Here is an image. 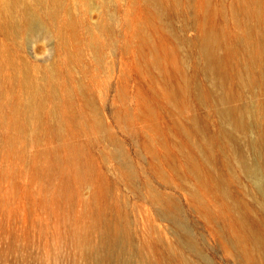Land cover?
Instances as JSON below:
<instances>
[{
  "label": "rangeland",
  "instance_id": "1",
  "mask_svg": "<svg viewBox=\"0 0 264 264\" xmlns=\"http://www.w3.org/2000/svg\"><path fill=\"white\" fill-rule=\"evenodd\" d=\"M113 1L118 19L113 33L116 44L113 46L110 37L105 35L103 61L97 62L92 53L85 52L81 64L62 66L64 84L57 86L61 92L66 87L73 90V110L78 114L85 107V99L77 82L88 85L106 131L78 132L72 127L60 139L45 136L32 139L15 129L0 128V264H96L95 257L85 253L75 237L86 231L92 244L98 242V230H93L92 222L100 208L108 218L121 215L128 226L132 249L130 264H246L229 246L231 232L224 220L219 196L203 192L202 202L196 201L188 189L190 185L196 186L194 178L174 170L176 164L183 163L176 150L179 145L177 126L184 125L189 137H180L181 142L190 151L193 149L203 168H214L216 177L222 176L227 181L233 198L245 204L243 211L248 225L263 234L264 202L258 196L254 181L238 170L233 171L232 178L226 168H237V155L233 152H243L251 162L264 158V135L260 136L257 129L241 135L240 140L231 144L227 155L218 143L209 156L196 144L193 147L194 140L218 134L213 109L200 103L195 92V88L206 85V81L203 74L195 70L191 58L196 56V49L190 43L197 35L191 28L196 16L191 9L193 5L184 4L180 14L170 10L158 20L159 14L144 0ZM198 1L201 0L192 3ZM231 1L226 0L224 6L228 8ZM100 19L99 11L89 15L80 29L81 36L85 38L89 25ZM201 20L204 21L203 16ZM215 20L216 24H222L217 16ZM138 28L160 54L167 48H177L179 58L173 61L170 57L168 70L173 84L181 82L187 88L185 106L181 110L168 104L158 93L159 88L152 78L157 81L160 78L148 69L143 53L138 50L139 40L135 38ZM127 44L131 48L125 51ZM0 46L7 48L17 63H27L36 77L42 75L51 61L61 62L64 56L58 42L41 37L24 36L13 40L0 34ZM149 51L148 47L144 48L145 54ZM177 62L183 64L180 70L176 68ZM6 73H11L9 68ZM11 89L8 85L7 90ZM145 102L151 110L149 118ZM51 104L52 101L48 106ZM121 111L132 115L130 123L116 120V114ZM154 124L159 128L157 134L150 129ZM110 135L118 140L131 162L135 170L133 181L123 176L122 163L112 156L114 146ZM148 139L153 140L154 151L145 147ZM252 140L255 145H250ZM71 145L84 150L83 160L99 174L96 182L91 183L89 178L83 183L70 180L64 148ZM53 164L57 165L53 167ZM257 165L260 170L264 168L262 162ZM58 168L65 169V173H60ZM39 169H43V174L37 177L35 171ZM262 180L264 192V176ZM66 181L69 196H62L59 187ZM148 189L173 200L177 222L160 216L158 208L146 195ZM188 240H193L195 247L192 248ZM126 261L117 257L103 264H127Z\"/></svg>",
  "mask_w": 264,
  "mask_h": 264
},
{
  "label": "bare ground",
  "instance_id": "2",
  "mask_svg": "<svg viewBox=\"0 0 264 264\" xmlns=\"http://www.w3.org/2000/svg\"><path fill=\"white\" fill-rule=\"evenodd\" d=\"M144 1L159 14L158 20L170 10L180 14L184 4L194 7L191 9L196 16L191 28L197 35L190 45L196 49V56L191 58L195 70L200 71L206 81V85H198L195 92L200 103L213 109L218 122V134L204 137L201 141L194 140L193 147L196 144L209 156L213 146L218 143L227 155L231 144L240 140L241 135L254 129H257L260 136L264 135V0H232L228 8L224 6L226 0H201L196 3H192L193 0H185V3L183 0ZM114 8L113 0H0V34L13 40L24 36L28 39L41 37L55 40L64 50L61 62L51 61L42 75L36 77L27 63H17L12 53L0 46V128L8 131L15 129L20 135L26 133L32 139H40L42 136L60 139L72 127L78 132L106 131L88 85L82 81L77 82L85 99V107L78 114L73 110V90L66 87L61 92L57 86L64 84L61 80L62 66L81 64L85 52L92 53L97 62L103 61L105 45L102 39L105 35L110 37L113 46L116 44L113 33L118 19ZM96 11L101 13V19L89 25L87 36L83 38L80 29L87 17ZM202 16L204 21L201 20ZM216 16L221 19L222 24L215 23ZM124 20L128 22V17ZM135 33V38L139 40L138 50L140 54L143 53L146 66L160 78V81L152 78L159 88L158 93L168 104L181 110L185 106L187 88L181 82L173 84L168 70L170 57L173 61L179 58L177 48H167L160 54L140 28ZM146 47L150 49L148 54L144 52ZM130 48L127 44L124 50L128 51ZM182 65L177 62L176 68L180 70ZM7 68L10 69V74L6 73ZM8 85L11 90H7ZM51 101V106H48ZM144 106L148 118L151 117V110L146 102ZM115 117L119 122L132 121V115L128 111L118 112ZM183 126H177L179 145L176 149L182 156L183 163L176 164L174 170L194 178L196 186L190 185L188 189L196 201L202 202L203 192L219 196L223 217L231 232L229 246L246 264H264V234L254 231L248 225L243 211L245 204L233 198L227 189V181L222 176L217 178L214 168H203L197 156L192 153L193 149L190 151L181 142L180 137L189 138ZM150 129L156 134L159 131L155 124ZM109 140L114 146L112 156L122 163L123 176L133 181L135 170L123 147L111 135ZM152 141L148 139L145 147L154 151ZM250 145H255V141L252 140ZM64 149L70 165L67 168L70 180L83 183L89 178L91 183L96 182L99 174L83 160L84 150L73 145ZM233 155H237V168L226 170L230 171L232 178L234 170L250 177L258 196L264 202V168L260 170L257 165L262 162L264 166V158L251 162L243 152H233ZM226 163L229 165L230 157ZM57 170L65 173L63 168ZM35 172L39 177L43 174V169ZM59 191L62 196H69L67 181L61 184ZM146 195L158 208L161 217L177 222V208L171 198L152 189H148ZM92 228L98 230L99 239L96 244L90 242L86 231L76 234L75 239L85 253L95 257L96 264H103L117 257L126 259L125 263L130 264V232L121 215L108 218L104 209L100 208L93 217ZM188 242L192 248L195 247L193 240ZM229 246H226L228 250Z\"/></svg>",
  "mask_w": 264,
  "mask_h": 264
}]
</instances>
